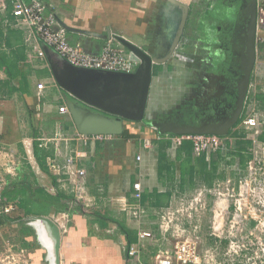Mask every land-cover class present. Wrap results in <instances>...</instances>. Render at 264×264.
Returning <instances> with one entry per match:
<instances>
[{
  "label": "crops",
  "instance_id": "obj_1",
  "mask_svg": "<svg viewBox=\"0 0 264 264\" xmlns=\"http://www.w3.org/2000/svg\"><path fill=\"white\" fill-rule=\"evenodd\" d=\"M42 1L54 8L59 23L66 28L69 41L80 44L90 54H98L108 40L121 44L118 40L121 37L157 58L164 57L169 51L181 20L182 11L172 1L187 6L189 10L206 8L212 2ZM12 21L14 19L10 17L8 26L0 19L3 40L0 56L4 57L0 58V145L8 147L15 157L16 175L12 178L13 183L17 187L25 185L29 188V194L40 188L52 197L58 192L71 196V185L65 180L67 178L54 172L49 165L56 163L62 166L72 156L86 170L85 184L90 204L85 206L81 200L66 202L64 210H51L47 216H42L58 227V264H151L159 250L171 247L172 244L171 238L163 239L157 232L159 212L171 203L175 204L178 198L191 195L197 187H212L228 175L234 176L231 166L237 165L240 168L241 164L237 159L232 163L220 161L209 185L203 184L197 178L198 156L193 154L192 145L186 142L180 149H173L168 136L161 137L150 126V129H142L140 124L144 126L145 121L125 122L124 132L128 133V137H89L85 143L70 117L58 113L59 106L66 105L65 93L55 83L51 67L62 69L65 62L46 47H42L46 65L30 59L35 46L26 43L23 31L11 27ZM190 23L191 15L188 16L183 37L172 58L165 64H155L145 116L150 109L153 92L157 94L162 91L165 96L176 88L174 81L179 77L177 69H181L186 77H191L187 64L180 62L188 56V42L193 31ZM258 46V52L263 58L264 44ZM5 63L17 74L15 78L8 76ZM164 67L169 72L161 74ZM258 76L253 73L251 84H256L257 91L254 93L250 90L252 97L248 103L249 106L258 104L264 112V103L255 98L256 94L264 95ZM164 79L167 82L162 84ZM40 82L45 84L42 99H38L36 89ZM151 112L154 109L151 108ZM163 118L169 119L165 116ZM56 136L55 145L48 143L40 146V138ZM242 151L240 153L246 161V150ZM137 156H140L139 161L136 160ZM205 162L204 170L209 171L210 154L205 155ZM244 165L245 162L243 168ZM135 182H140L142 186L143 206L146 210L145 216L139 221L130 218L122 210L126 203L133 202L132 185ZM209 201L213 202L211 198ZM15 210L13 206L11 213L15 214ZM209 215L206 214L203 219L202 247L222 248L223 243H218L208 235ZM23 219L24 223L17 221L0 226V251L6 242L11 241L15 247L27 251L30 264H55L45 229L40 223L31 220V216ZM17 228L21 230L18 240L4 237L7 231ZM140 230L151 231L154 237L139 242V258L134 260L128 257L127 248L128 245H137V233Z\"/></svg>",
  "mask_w": 264,
  "mask_h": 264
},
{
  "label": "built area",
  "instance_id": "obj_2",
  "mask_svg": "<svg viewBox=\"0 0 264 264\" xmlns=\"http://www.w3.org/2000/svg\"><path fill=\"white\" fill-rule=\"evenodd\" d=\"M191 10H189L190 12ZM10 17L14 19L11 27L24 32L25 41L34 45L30 59L46 65L42 47L48 48L71 66L90 70H101L130 74L138 63L129 52L118 43L108 40L98 54L86 52L78 43H71L66 28L63 27L51 5L42 0H0V19L10 26ZM257 44H264V0H257ZM181 59L188 65V56ZM259 75L261 90L264 94V56L259 54L254 67ZM256 84H251L254 93ZM38 99L43 98L45 84L37 83ZM249 108V109H248ZM242 121L233 131H244L248 142L246 161L243 169L231 166L234 176L228 175L217 181L212 187L200 186L189 196L175 200L158 214L157 232L163 239L171 238V247L159 250L151 264H264V112L256 105L249 106ZM60 115L69 116L66 105L58 108ZM173 149H180L186 142L192 145L195 156L209 155L229 148L230 135H167ZM86 143L89 137L102 135H82ZM54 138H40V146L48 143L55 145ZM82 153L79 154V158ZM140 160V156L136 157ZM79 160L69 156L64 165L51 163L50 168L66 177L70 183V194L85 206L90 204L85 184L86 170L78 165ZM241 173V175H239ZM16 175V162L12 151L0 145V215L9 214L14 203L8 201L4 191L8 182ZM142 186L140 182L132 185V203H126L122 210L132 219L141 220L146 210L143 206ZM210 198L213 200L210 203ZM211 213L208 235L222 248H204L201 230L203 219ZM137 245L127 248L128 257L139 258V242L154 237L151 231L140 230L137 233ZM141 243V242H140ZM0 251V264H30L25 249L17 248L6 242Z\"/></svg>",
  "mask_w": 264,
  "mask_h": 264
},
{
  "label": "water",
  "instance_id": "obj_3",
  "mask_svg": "<svg viewBox=\"0 0 264 264\" xmlns=\"http://www.w3.org/2000/svg\"><path fill=\"white\" fill-rule=\"evenodd\" d=\"M182 11L181 20L169 51L164 57H152L140 47L119 37L121 45L138 63L133 73L90 70L65 62L62 69L51 67L55 83L65 93L70 119L81 135L119 136L125 122L146 120V107L152 80L153 65H162L175 53L185 29L189 8L176 1ZM257 0H242L238 7L231 37L234 59L240 75L236 81V96L229 111L200 118L195 124L173 121L163 117L152 119L149 126L159 135H218L227 136L242 117L248 98L251 77L257 57ZM46 231L51 255L58 264L60 233L54 222L46 217H32Z\"/></svg>",
  "mask_w": 264,
  "mask_h": 264
},
{
  "label": "flooded vegetation",
  "instance_id": "obj_4",
  "mask_svg": "<svg viewBox=\"0 0 264 264\" xmlns=\"http://www.w3.org/2000/svg\"><path fill=\"white\" fill-rule=\"evenodd\" d=\"M226 2L228 3V6L233 13L240 5V0H212L208 7L203 9L192 8L189 12V17L191 15L192 19V23H190L189 26L192 27L193 31L191 33L192 38H190V41L188 42L189 59L187 67L194 78L196 77L197 79V76H200L199 74L205 71L206 64L210 63L211 67H208L206 71L208 73L223 76L224 79L225 87L223 88V91L221 93V98L215 99L210 112H192L193 114L186 119H176L178 122H183L185 124H195L200 118L215 116V112L216 114H220L223 111H229L233 106L236 96V78H238V76L240 75L237 63L232 54L233 48L231 37L234 31V23L229 22L227 21V18H224L216 22L215 26L213 27V17L210 16L211 13H213L217 9L219 3L225 4ZM217 44H219L220 46L219 48L221 53L219 55H217L216 53ZM258 45L259 44H257V46ZM258 54L259 52L257 49V57ZM247 106L248 98L245 103L241 121L246 114Z\"/></svg>",
  "mask_w": 264,
  "mask_h": 264
},
{
  "label": "trees",
  "instance_id": "obj_5",
  "mask_svg": "<svg viewBox=\"0 0 264 264\" xmlns=\"http://www.w3.org/2000/svg\"><path fill=\"white\" fill-rule=\"evenodd\" d=\"M239 7V6H238ZM238 8L234 13L229 8L228 3L220 4L218 5L217 9L211 13L212 19V26H215V23L218 22L220 19H226L229 22L234 23L236 16H237ZM2 30L0 29V45H2ZM263 45V44H262ZM260 48V46H258ZM262 49V48H261ZM0 58L4 59L3 55L0 56ZM159 66V65H158ZM5 69L7 71V74L10 78H15L17 74L15 75L10 69L7 63H5ZM155 65L154 70H152V77L155 74ZM253 77V75H252ZM251 77V83L253 82V78ZM252 97V92L249 91L248 94V101ZM255 98L262 101L264 103V95L256 94ZM148 123L147 121H145ZM241 122H238V124ZM237 124V125H238ZM237 125L235 127H237ZM123 136L128 137L127 132L122 133ZM230 135L233 139L230 141L229 148L225 151H217L210 154V170H204L206 167L205 162V155H200L196 157V164L199 166L198 170L196 171L197 178L200 179L201 183L209 185L210 178L213 177V174L216 173L218 168V163L220 161H230L231 163L234 162L235 159L239 161L240 168H243V163L245 162V158L242 156L240 152H243L242 150H246L248 147V142L244 139V131L238 130L233 131L231 130ZM161 137H165L167 135H160ZM262 140H264V137H262ZM161 144V143H160ZM189 144V142H188ZM191 145V144H190ZM238 157V158H237ZM15 183H13V179L11 178L8 182V186L6 187L4 191V196L8 199V201L14 203V206L16 208L15 214L9 213L6 215H0V226L7 224V223H14L19 221L20 223H24L25 221L23 218L31 216V217H42L47 216L51 210L54 211H62L66 208V202H72L76 201L74 197L67 196L62 193L55 194V197L46 195V193L43 192V189H36V191L32 194H29V188H27L25 185H18L15 186ZM62 202V203H61ZM95 218H97L95 216ZM129 247V245H128Z\"/></svg>",
  "mask_w": 264,
  "mask_h": 264
},
{
  "label": "rangeland",
  "instance_id": "obj_6",
  "mask_svg": "<svg viewBox=\"0 0 264 264\" xmlns=\"http://www.w3.org/2000/svg\"><path fill=\"white\" fill-rule=\"evenodd\" d=\"M219 47H220L219 44H217L216 45L217 55L221 53ZM232 54H233V58H235L234 50ZM237 66H239L238 63ZM208 67H211L210 63L206 64L205 71L200 73L199 74L200 76H197V79H195L192 74H190L191 77H186L184 72H181L182 71L181 69H177V71H179L178 73L179 77L177 78V80L174 81L176 88L173 91H171V93L170 92L167 93L165 96L163 95L162 91L157 94H155L154 92L152 93L150 109L147 113L145 121L149 122L154 118L156 119L164 116L169 118L170 120H176L178 118L186 119L193 114L192 112L194 113L197 111H202L204 113L207 111L210 112L215 102V99L221 98V93L225 86H224L223 76L208 73L206 71ZM160 72L161 74H165L166 72L169 71L167 67H164L163 70ZM165 82H167L166 79L162 81V84H165ZM179 87L184 89L183 90L178 89ZM249 105L250 102L248 103V106ZM257 107H259L258 104ZM151 108L154 109L153 113L151 112ZM260 110L262 109L260 108ZM217 114L215 112V116ZM140 125L142 129L144 127L149 128V124L146 122L145 123L143 122L144 126H142V124ZM210 218H211V213L209 215V219ZM17 229L16 230L14 229L12 231H7L4 237L8 236L7 238H10L11 240L13 239L18 240V235L20 234L21 230L20 228ZM21 229H25V228L21 227ZM261 237L264 239V235H262ZM19 244L20 246L22 245L21 242H19ZM3 249L4 248H1V250ZM241 264H250V263L244 262Z\"/></svg>",
  "mask_w": 264,
  "mask_h": 264
}]
</instances>
